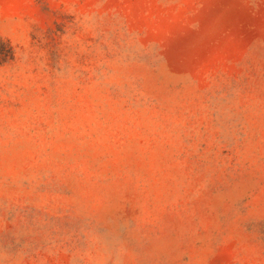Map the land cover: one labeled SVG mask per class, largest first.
I'll list each match as a JSON object with an SVG mask.
<instances>
[{"label":"rangeland","instance_id":"374dc122","mask_svg":"<svg viewBox=\"0 0 264 264\" xmlns=\"http://www.w3.org/2000/svg\"><path fill=\"white\" fill-rule=\"evenodd\" d=\"M0 264H264V0H0Z\"/></svg>","mask_w":264,"mask_h":264}]
</instances>
